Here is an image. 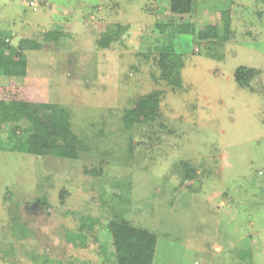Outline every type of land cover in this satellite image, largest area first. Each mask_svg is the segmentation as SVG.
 I'll return each instance as SVG.
<instances>
[{
	"label": "rangeland",
	"instance_id": "obj_1",
	"mask_svg": "<svg viewBox=\"0 0 264 264\" xmlns=\"http://www.w3.org/2000/svg\"><path fill=\"white\" fill-rule=\"evenodd\" d=\"M31 1L0 0V36L38 44L18 72L0 67V264H117L120 219L157 235L153 264H264V0H196L184 15L170 0ZM170 40L180 90L159 78ZM239 66L259 70L252 88ZM154 90L158 116L127 125ZM13 100L67 112L78 158L8 150L30 129Z\"/></svg>",
	"mask_w": 264,
	"mask_h": 264
},
{
	"label": "trees",
	"instance_id": "obj_2",
	"mask_svg": "<svg viewBox=\"0 0 264 264\" xmlns=\"http://www.w3.org/2000/svg\"><path fill=\"white\" fill-rule=\"evenodd\" d=\"M196 0H170V10L174 14H190L195 10ZM224 21L219 39L229 40L230 21L227 12H222ZM179 33L196 34V29L191 24H180L175 26ZM58 41L61 34L52 32L47 35ZM112 35L110 37H114ZM30 48L38 47L34 41L22 40L17 49L10 45L0 36V67L8 65V72L15 71L24 63L21 55L24 46ZM158 64L160 67L159 78L164 80L173 90H180L184 87L182 69L185 66L182 54L174 49L172 40L157 46ZM15 68V69H13ZM18 72V70H16ZM22 74V71H19ZM259 74L254 67L239 66L234 71V78L240 87L251 86L252 79ZM161 90H154L141 96L136 105L127 109L124 120L127 125L135 123H146L153 121L159 114L161 103ZM11 106L16 114L30 123L29 134L26 138L14 133L15 139L8 150L29 153L33 155H48L77 159L79 147L75 140L74 132L68 120V114L64 110L59 111L51 103H35L25 100H13ZM193 171V170H192ZM191 178L192 175H188ZM108 229L113 236L114 252L117 264H153L157 247V235L152 231L135 226L124 219L113 220L109 223Z\"/></svg>",
	"mask_w": 264,
	"mask_h": 264
},
{
	"label": "built area",
	"instance_id": "obj_3",
	"mask_svg": "<svg viewBox=\"0 0 264 264\" xmlns=\"http://www.w3.org/2000/svg\"><path fill=\"white\" fill-rule=\"evenodd\" d=\"M31 1V0H30ZM35 4V2L34 1H31V6H33ZM34 9H36V7H33Z\"/></svg>",
	"mask_w": 264,
	"mask_h": 264
}]
</instances>
